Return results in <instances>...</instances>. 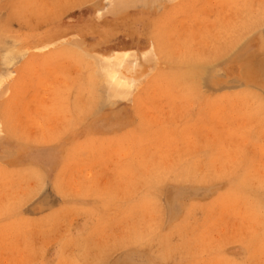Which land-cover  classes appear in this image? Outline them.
Masks as SVG:
<instances>
[{
  "label": "rangeland",
  "instance_id": "1",
  "mask_svg": "<svg viewBox=\"0 0 264 264\" xmlns=\"http://www.w3.org/2000/svg\"><path fill=\"white\" fill-rule=\"evenodd\" d=\"M130 1L0 0V264H264V0Z\"/></svg>",
  "mask_w": 264,
  "mask_h": 264
},
{
  "label": "bare ground",
  "instance_id": "2",
  "mask_svg": "<svg viewBox=\"0 0 264 264\" xmlns=\"http://www.w3.org/2000/svg\"><path fill=\"white\" fill-rule=\"evenodd\" d=\"M122 1L124 2L123 4H122ZM122 1H120L119 0V2H121V3H119L120 4V6H122L123 7V5L125 6V5H128V3L129 2H125V1H128V0H122ZM132 1V0H131ZM131 1H130V4H132L131 3ZM135 1L136 0H133L132 2H134V4H135ZM138 1H140V0H138ZM118 2V1H117ZM117 2H116V0H115V4L118 6V4H117ZM137 2V1H136ZM150 2V1H149ZM152 3H154L153 1H151ZM125 3H127V4H125ZM139 3H141V1L139 2ZM152 3H150V4H152ZM114 4V7L116 6ZM143 5H145L146 3H142ZM116 6V7H117ZM264 52V51H263ZM100 62H101V65H100V67L98 68V70L99 69H101V70H103L104 71V73H106V75L108 76V74L107 73H109V71L112 69V65H109L108 64V62H106L104 59L102 60H100ZM108 66V67H107ZM206 69H207V67H206ZM100 70V71H101ZM110 74H112L111 76H109V80H111V82H112V86L114 85H119V84H121V82H120V80H119V76L118 75H116L115 73H110ZM101 77V76H100ZM106 78V77H105ZM107 79V78H106ZM105 79V80H106ZM104 83H106L105 85H107V83L108 82H104ZM102 85H103V83H102ZM109 85H111V83L109 82ZM111 86V87H112ZM102 87V86H101ZM107 87H108V85H107ZM111 87H108L109 88V90H108V93H107V95L109 96V94L111 93V91L114 93L113 95L115 96V94H117V93H119L120 91H118L117 92V90L119 89H115V87H114V89L112 88L111 89ZM103 88H105V87H103ZM106 90H107V88H105ZM116 91V92H114V91ZM104 91V90H103ZM106 92V91H105ZM110 92V93H109ZM106 94V93H105ZM112 96V93H111V95H110V97ZM105 99V98H104ZM180 189V188H179ZM190 189V188H189ZM187 190V189H186ZM193 191V190H192ZM179 191L178 190H176V189H172L171 191H169L167 194H166V197H167V200H168V202L170 203V208H171V211L172 212H177L178 211V209H179V193H178ZM197 191H195V193H196ZM182 193V192H181ZM189 193V192H188ZM200 193V192H199ZM206 194L208 193L207 191L205 192ZM192 195H193V193H191ZM206 194H205V196H206ZM187 196H188V194H186ZM201 195V194H200ZM204 195V194H203ZM183 199V198H182ZM132 258V257H131ZM124 264H130V260H128V261H126V263H124Z\"/></svg>",
  "mask_w": 264,
  "mask_h": 264
},
{
  "label": "crops",
  "instance_id": "3",
  "mask_svg": "<svg viewBox=\"0 0 264 264\" xmlns=\"http://www.w3.org/2000/svg\"><path fill=\"white\" fill-rule=\"evenodd\" d=\"M132 257V258H131ZM130 260V264H140L132 254H124L120 257L114 264H124L126 261Z\"/></svg>",
  "mask_w": 264,
  "mask_h": 264
}]
</instances>
